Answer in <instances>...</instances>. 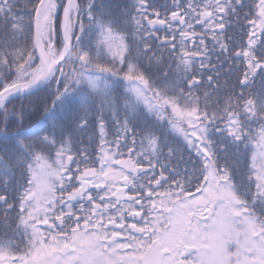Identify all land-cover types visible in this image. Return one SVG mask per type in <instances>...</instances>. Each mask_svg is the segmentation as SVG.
Listing matches in <instances>:
<instances>
[{"label":"snow or ice","instance_id":"6c2138e0","mask_svg":"<svg viewBox=\"0 0 264 264\" xmlns=\"http://www.w3.org/2000/svg\"><path fill=\"white\" fill-rule=\"evenodd\" d=\"M0 264H264V0H0Z\"/></svg>","mask_w":264,"mask_h":264},{"label":"trees","instance_id":"16d2710c","mask_svg":"<svg viewBox=\"0 0 264 264\" xmlns=\"http://www.w3.org/2000/svg\"><path fill=\"white\" fill-rule=\"evenodd\" d=\"M118 2H123V0H118Z\"/></svg>","mask_w":264,"mask_h":264}]
</instances>
